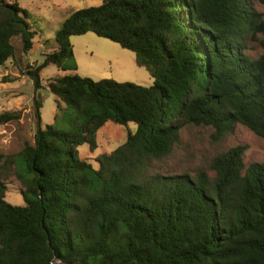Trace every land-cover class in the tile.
Returning <instances> with one entry per match:
<instances>
[{
	"label": "trees",
	"instance_id": "1",
	"mask_svg": "<svg viewBox=\"0 0 264 264\" xmlns=\"http://www.w3.org/2000/svg\"><path fill=\"white\" fill-rule=\"evenodd\" d=\"M264 0H103L73 12L56 35L58 49L28 66L36 90L49 65L76 71L71 38L93 33L136 55L154 83L145 87L79 74L47 83L57 108L75 115L68 131L40 126L43 102L34 100L39 125L6 165L26 186L25 206L6 200L0 178V264H264V164L246 167L247 146L215 156L214 174L163 176L166 159L187 125L211 127L221 139L237 125L264 139ZM17 1L0 0V68L34 48L36 32ZM3 113L0 125L18 120ZM127 126V141L97 159L107 123ZM25 162L28 179L17 168ZM25 178V179H24Z\"/></svg>",
	"mask_w": 264,
	"mask_h": 264
},
{
	"label": "rangeland",
	"instance_id": "2",
	"mask_svg": "<svg viewBox=\"0 0 264 264\" xmlns=\"http://www.w3.org/2000/svg\"><path fill=\"white\" fill-rule=\"evenodd\" d=\"M17 1L28 13V23L36 32L34 48L29 54L22 51L20 37H15L12 44L15 56L0 68V116L3 113H17L18 120L0 125V178L7 185L6 200L14 206H25L21 192L26 186L16 174L15 165H6L8 156H17L26 144H34L39 125L34 100L37 97L43 102L40 126L45 129L54 125L57 129H71V119L75 116L67 111L64 105L57 108L56 98L47 88L50 79L79 74L93 80H114L119 83H134L141 86H152L154 80L149 71L140 66L136 55L121 48L118 44L93 33L74 36L71 43L74 49L72 64L76 71H62L55 65L44 68L40 74L42 87L36 90L34 82L26 74L27 67L42 65L45 56L58 49L56 35L65 20L75 11L97 7L103 0H11ZM255 9L264 16V5L254 2ZM264 40V36H260ZM248 54L258 58L264 54L259 44H251ZM136 124L127 126L107 123L96 136L97 148L91 150L88 144L78 147L79 158L97 168V159L110 154L127 141L128 132L136 131ZM236 146H247L244 154L246 167L254 163L264 164V139L256 136L248 128L237 125L234 133L221 139L214 137L211 127L187 125L180 132L179 141L173 152L164 160L156 162L153 173L163 176L189 174L196 176L200 171L209 170L213 158ZM25 162L17 160L18 172L28 179ZM24 178V179H25Z\"/></svg>",
	"mask_w": 264,
	"mask_h": 264
}]
</instances>
